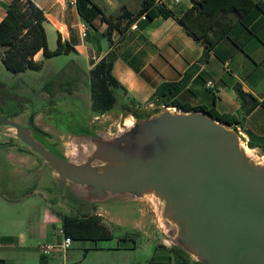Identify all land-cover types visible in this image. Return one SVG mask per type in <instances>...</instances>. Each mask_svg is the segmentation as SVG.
Here are the masks:
<instances>
[{"label": "water", "instance_id": "obj_1", "mask_svg": "<svg viewBox=\"0 0 264 264\" xmlns=\"http://www.w3.org/2000/svg\"><path fill=\"white\" fill-rule=\"evenodd\" d=\"M126 113L132 119L112 130L73 121L61 147L1 112L0 127L12 128L15 144L36 157L33 173L49 169L52 195L105 215L106 203L134 200V228L155 231L190 262L264 264V151L203 108Z\"/></svg>", "mask_w": 264, "mask_h": 264}, {"label": "crops", "instance_id": "obj_2", "mask_svg": "<svg viewBox=\"0 0 264 264\" xmlns=\"http://www.w3.org/2000/svg\"><path fill=\"white\" fill-rule=\"evenodd\" d=\"M9 1L0 0V18ZM32 1L44 13L43 27L49 49L56 46L58 33L61 42L71 46L60 53L73 51L84 59L89 69L115 47L110 72L124 87V91L115 88L123 93L124 100L137 106L152 103L151 94L160 82L178 81L180 87L175 97L180 103L190 108L203 106L220 113H235L241 116V121L231 123L232 126L247 137L248 133L264 137V16L256 8L248 9L227 35L207 48L175 18L192 0H154L169 7L173 14L151 18L139 15L122 30L108 16L118 13L122 5L135 10L140 0ZM81 24L85 27L84 35L80 33ZM52 31L55 43L50 47L48 33ZM40 54L38 50L33 57L38 59ZM236 86L241 95L236 92ZM31 192L35 190L10 197L0 192L4 197L0 198V264H25L32 247L26 241V234L30 239L36 238L33 247L38 253L37 264H41L38 241L60 238V216L42 194L43 201L27 213L24 223L17 217V205H24ZM161 244L170 252L166 243ZM55 259L53 255L45 257V263L58 264Z\"/></svg>", "mask_w": 264, "mask_h": 264}, {"label": "rangeland", "instance_id": "obj_3", "mask_svg": "<svg viewBox=\"0 0 264 264\" xmlns=\"http://www.w3.org/2000/svg\"><path fill=\"white\" fill-rule=\"evenodd\" d=\"M48 36L52 47L55 32L48 33ZM38 59H41L40 68L26 67L15 72L6 68L0 59V112L3 115L26 123L27 114L32 110L33 123L47 132L48 141L57 142L60 147L66 144L64 128L73 121L112 130L132 119L130 114L124 112L123 93L117 89L113 91L116 99L110 109L101 113L90 109L89 72L80 55L69 51L48 57L40 54ZM155 106H158L155 102H148L144 109ZM13 139L12 128L0 127V190H6L9 195H17L36 186L35 193L28 194L24 205H17L16 215L23 219L22 223L27 213L34 211L36 204L43 201L42 194L59 212L79 213L75 206L84 208L87 213L100 212L99 217L111 232L109 238L71 240L68 248L53 249L45 257L55 256L58 264H144L150 258L156 260L170 257V264H177L174 253L162 246L159 234L153 230L147 232L134 228L138 216L136 201H110L102 206L107 212L105 215L99 208L90 209V205L73 204L63 195H52L55 183L48 176L49 169L44 167L33 173L32 170L37 166L36 157L21 149ZM40 184L47 185V193ZM0 198L4 197L0 195ZM142 206L147 213L150 212V206L146 203H142ZM140 221H137L139 227L142 226ZM51 235L53 237L54 234ZM26 241L32 247L29 249L31 255L25 257V264H37L38 253L33 247L36 238L30 239L26 234ZM42 241L47 240L38 242Z\"/></svg>", "mask_w": 264, "mask_h": 264}, {"label": "trees", "instance_id": "obj_4", "mask_svg": "<svg viewBox=\"0 0 264 264\" xmlns=\"http://www.w3.org/2000/svg\"><path fill=\"white\" fill-rule=\"evenodd\" d=\"M252 7L264 16L263 0H192V3L176 14L175 18L189 34L201 41L205 47L211 48L220 38L227 35L232 25ZM141 13H144L146 18L173 14L171 9L161 2L140 0L137 9L129 10L122 5L118 13L108 18L115 19L116 26L122 30ZM44 19L42 9L32 0H10L5 4L4 14L0 18V59L6 68L14 72L26 67L38 69L41 66V59L33 57L36 51L40 50L42 57H48L71 49L69 44L61 42L58 33L56 46L52 49L48 48L43 27ZM120 21L123 23L121 24ZM114 49L115 47L112 46L88 69L89 107L96 113L104 112L113 106L116 99L113 92L115 88L119 87L124 91V87L110 72L111 60L115 54ZM179 87L180 82L178 81L160 82L154 88L151 99L156 105L162 103L190 108L176 99L175 94ZM236 92L238 95L242 94L237 86ZM122 107L124 112L128 111L134 115L148 113V110L129 100H125ZM194 108L206 109L212 116L227 123L241 121V116L235 113H220L212 107L196 106ZM32 117L33 111H30L27 114L26 123L31 125L36 132L47 135L33 123ZM247 135L249 146L258 145L264 151L263 136H254L251 133ZM29 191L31 189L26 192ZM0 192L5 197H10L6 190L3 189ZM56 213L60 216V227L63 233L72 239L95 240L109 238L111 235L109 228L96 213L73 214L58 210ZM169 250L172 254L174 253L177 264H198L195 261L189 262L185 253L174 245L169 246ZM39 260L41 264H46L44 255L40 254ZM144 264H170V257L156 260L150 258Z\"/></svg>", "mask_w": 264, "mask_h": 264}, {"label": "built area", "instance_id": "obj_5", "mask_svg": "<svg viewBox=\"0 0 264 264\" xmlns=\"http://www.w3.org/2000/svg\"><path fill=\"white\" fill-rule=\"evenodd\" d=\"M70 3L73 2V0H68ZM141 17H144V13L140 14ZM80 33L81 35L85 34V27L83 24H81L80 27ZM58 233L60 234V238L52 241H42L39 243L38 247L40 250V254L46 256L53 251V249H59L64 250L70 246L72 238L69 235H66L63 233L61 227L58 228Z\"/></svg>", "mask_w": 264, "mask_h": 264}, {"label": "flooded vegetation", "instance_id": "obj_6", "mask_svg": "<svg viewBox=\"0 0 264 264\" xmlns=\"http://www.w3.org/2000/svg\"><path fill=\"white\" fill-rule=\"evenodd\" d=\"M31 111H32V110H31ZM8 141H9V140H8ZM7 143H9V142H7ZM0 144H1V143H0ZM75 207H77V208H75V209L79 212V214H80V213H84V214L87 213L86 210H85L84 208H80V207H78V206H75Z\"/></svg>", "mask_w": 264, "mask_h": 264}, {"label": "bare ground", "instance_id": "obj_7", "mask_svg": "<svg viewBox=\"0 0 264 264\" xmlns=\"http://www.w3.org/2000/svg\"><path fill=\"white\" fill-rule=\"evenodd\" d=\"M246 152L251 153L252 151L250 148H246Z\"/></svg>", "mask_w": 264, "mask_h": 264}]
</instances>
